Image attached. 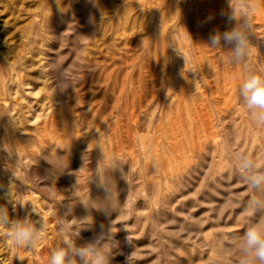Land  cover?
<instances>
[{"label": "rangeland", "instance_id": "374dc122", "mask_svg": "<svg viewBox=\"0 0 264 264\" xmlns=\"http://www.w3.org/2000/svg\"><path fill=\"white\" fill-rule=\"evenodd\" d=\"M258 2L250 63L264 71ZM230 12V0H0V206L47 224L34 250L0 229V264H49L62 223L81 246L111 229V264H209L215 237L243 235L234 198L247 190L226 158L264 152V135L239 102L243 67L207 45L235 27ZM54 62L75 88L57 91ZM102 150V164L125 160L107 173L115 206L95 175Z\"/></svg>", "mask_w": 264, "mask_h": 264}, {"label": "clouds", "instance_id": "9594fccd", "mask_svg": "<svg viewBox=\"0 0 264 264\" xmlns=\"http://www.w3.org/2000/svg\"><path fill=\"white\" fill-rule=\"evenodd\" d=\"M259 7L258 0H236L235 6L230 0L228 20L235 21V27L210 34L207 45L224 50L225 63L243 67L246 76L238 89L239 102L253 129L264 135V71L255 70L250 63L253 55L251 21ZM52 70L56 73L57 91L76 87L70 70L56 62L52 63ZM225 152L228 153L227 147ZM103 157L95 175L106 200L115 206V181L107 173L120 169L125 160L113 155L108 163L102 164L107 159L104 152ZM226 168L246 186L247 199L235 197L234 206L241 208L239 220L249 224V227L241 236L215 237L209 245L212 251L209 264H264V152L253 155L231 151L227 154ZM5 198L13 199L11 189L5 191ZM0 229H6L4 235L12 247L34 250L45 239L47 224L42 219L34 221L28 217L12 220L7 207L0 206ZM59 231L65 234L62 237L63 246H57L51 253L49 264H77V258L79 264H111L118 254L119 242L113 238L111 229L94 232L82 246L76 243L80 230L75 239L66 238L68 229L63 223Z\"/></svg>", "mask_w": 264, "mask_h": 264}, {"label": "bare ground", "instance_id": "6f19581e", "mask_svg": "<svg viewBox=\"0 0 264 264\" xmlns=\"http://www.w3.org/2000/svg\"><path fill=\"white\" fill-rule=\"evenodd\" d=\"M38 118V117H37ZM2 184V183H1Z\"/></svg>", "mask_w": 264, "mask_h": 264}]
</instances>
